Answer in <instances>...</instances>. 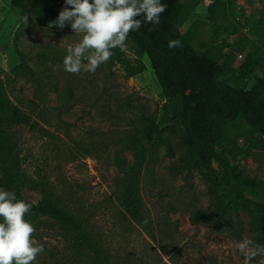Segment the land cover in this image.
Instances as JSON below:
<instances>
[{"label": "rangeland", "instance_id": "374dc122", "mask_svg": "<svg viewBox=\"0 0 264 264\" xmlns=\"http://www.w3.org/2000/svg\"><path fill=\"white\" fill-rule=\"evenodd\" d=\"M183 2L194 7L179 21L189 42L234 67L256 42L264 57V25L259 39L252 29L264 13V0ZM212 5L218 6L215 15ZM21 23L11 1L0 0V77L14 102L32 116L30 124L10 129L21 168L85 220L101 250L98 257L78 247L57 221L35 215L31 207L27 217L36 229L32 235L45 249L32 264H245L238 243L247 238L264 245L253 214L239 207L222 227L191 221L196 209L214 207L212 183L199 169L182 165L187 148L182 129L168 119V97L150 58L140 56L134 42L127 39L125 54L132 65L145 64L136 76L128 77L122 63L73 74L64 70L63 59L83 34L71 26L61 30L40 24L18 32ZM21 55L31 71L18 74L14 70ZM255 74L264 76V65ZM253 77L238 85H253ZM147 116L157 119L170 145H158L146 162L141 195L150 224L143 226L129 217L121 202L118 163L135 162V152L124 139L143 126ZM228 136L218 150L238 175L254 180L263 192L264 138L242 122L230 126ZM255 259L264 264V255Z\"/></svg>", "mask_w": 264, "mask_h": 264}, {"label": "trees", "instance_id": "16d2710c", "mask_svg": "<svg viewBox=\"0 0 264 264\" xmlns=\"http://www.w3.org/2000/svg\"><path fill=\"white\" fill-rule=\"evenodd\" d=\"M10 1L21 13L22 23L18 32L39 24L57 28L50 24L65 7L64 0ZM162 2L167 5V10L161 14L160 24L142 21L141 28L130 31L127 39L134 42L140 56L150 58L159 84L168 97L165 113L173 124L182 129V138L187 146L181 157L182 165L187 169H199L203 177L212 183L216 199L214 207L196 209L191 221L222 227L231 210L239 207L253 214L261 239H264V191L255 188L254 180L238 175L218 150L219 146L228 143L230 126L240 122L264 138V76L255 74L264 65L263 48L256 42L236 67L222 63L216 53L189 42L180 29L179 21L187 18L194 7L187 6L183 0ZM217 8L216 5L210 6L213 15ZM66 24L65 28L71 26L70 22ZM262 25L264 13L259 14L252 27L258 39ZM177 39L180 46L169 48V41ZM112 51L113 55L106 63L124 64L128 77L145 70L143 63L132 65L120 48ZM21 60L14 71L18 74L31 71L23 55ZM249 76H254L253 85H238ZM31 122V114L14 102L0 77V187L14 191L18 199L30 203L35 215L53 218L74 244L100 257L98 242L85 220L53 196L47 184L32 181L24 174L10 129ZM163 131L155 117L147 116L145 124L124 139L127 147L135 152V162L130 164L123 160L118 163L122 172L119 187L121 202L129 217L143 226L150 221L141 195L142 174L157 146L170 145ZM250 264L259 263L254 259Z\"/></svg>", "mask_w": 264, "mask_h": 264}, {"label": "clouds", "instance_id": "9594fccd", "mask_svg": "<svg viewBox=\"0 0 264 264\" xmlns=\"http://www.w3.org/2000/svg\"><path fill=\"white\" fill-rule=\"evenodd\" d=\"M64 5L50 26L63 30L70 22L76 34H83L63 59L64 70L73 74L95 72L109 61L113 49L126 50L130 31H138L142 21L159 25L167 10L162 0H64ZM179 46L178 39L169 41V48ZM31 207L14 191L0 187V264H32L45 251L36 244L35 226L26 218ZM237 247L245 264L264 255V245H254L251 239H242Z\"/></svg>", "mask_w": 264, "mask_h": 264}]
</instances>
